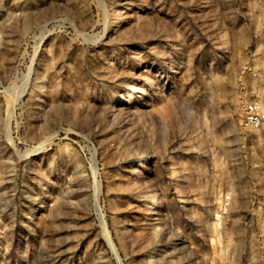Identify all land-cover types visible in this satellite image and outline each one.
I'll return each mask as SVG.
<instances>
[{
	"label": "rangeland",
	"instance_id": "rangeland-1",
	"mask_svg": "<svg viewBox=\"0 0 264 264\" xmlns=\"http://www.w3.org/2000/svg\"><path fill=\"white\" fill-rule=\"evenodd\" d=\"M250 102L264 0H0V264H264Z\"/></svg>",
	"mask_w": 264,
	"mask_h": 264
},
{
	"label": "built area",
	"instance_id": "built-area-1",
	"mask_svg": "<svg viewBox=\"0 0 264 264\" xmlns=\"http://www.w3.org/2000/svg\"><path fill=\"white\" fill-rule=\"evenodd\" d=\"M264 124V110L259 103L250 102L243 110L242 127L244 129L258 130Z\"/></svg>",
	"mask_w": 264,
	"mask_h": 264
},
{
	"label": "bare ground",
	"instance_id": "bare-ground-1",
	"mask_svg": "<svg viewBox=\"0 0 264 264\" xmlns=\"http://www.w3.org/2000/svg\"><path fill=\"white\" fill-rule=\"evenodd\" d=\"M152 210V206H150V211Z\"/></svg>",
	"mask_w": 264,
	"mask_h": 264
}]
</instances>
